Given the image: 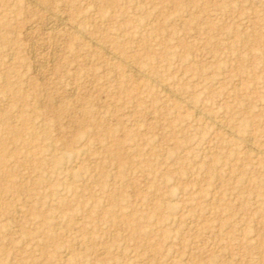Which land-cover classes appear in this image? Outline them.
<instances>
[{"label": "rangeland", "instance_id": "obj_1", "mask_svg": "<svg viewBox=\"0 0 264 264\" xmlns=\"http://www.w3.org/2000/svg\"><path fill=\"white\" fill-rule=\"evenodd\" d=\"M30 1L0 0V264H264V0Z\"/></svg>", "mask_w": 264, "mask_h": 264}, {"label": "bare ground", "instance_id": "obj_2", "mask_svg": "<svg viewBox=\"0 0 264 264\" xmlns=\"http://www.w3.org/2000/svg\"><path fill=\"white\" fill-rule=\"evenodd\" d=\"M31 1H32V0H31ZM31 1H30V2H31ZM37 3H38V2H37ZM41 9H42V8H41ZM50 13H51V12H50ZM46 18H47V17H46ZM51 20H52V19H51ZM65 21H66V19H65ZM59 23H60V22H59ZM51 24H52V23H51ZM65 25H66V24H65ZM63 26H64V25H63ZM49 27H51V26H49ZM84 36H85V35H84ZM96 45H97V44H96ZM107 50H108V49H107ZM32 51H33V50H32ZM105 51H106V50H105ZM109 52H110V51H109ZM118 59H120V58H118ZM37 66H38V65H37ZM43 66H44V65H43ZM43 66H42V67H43ZM129 66H130V65H129ZM131 67H132V66H131ZM37 69H38V68H37ZM39 70H40V69H39ZM147 78H148V77H147ZM75 90H76V89H75ZM179 99H180V98H179ZM182 102H183V100H182ZM184 102H185V101H184ZM188 106H189V105H188ZM198 111H199V110H198ZM198 114H199V113H198ZM223 129H224V127H223ZM234 136H235V135H234ZM246 140H247V138H246ZM250 145H251V144H250ZM251 147H252V146H251ZM255 149H256V148H255ZM253 151H255L254 148H253Z\"/></svg>", "mask_w": 264, "mask_h": 264}]
</instances>
